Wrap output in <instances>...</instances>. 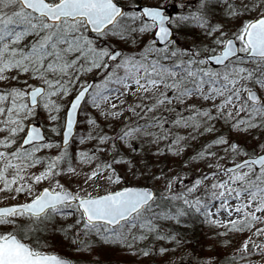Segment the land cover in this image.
I'll list each match as a JSON object with an SVG mask.
<instances>
[{
  "label": "snow or ice",
  "instance_id": "snow-or-ice-1",
  "mask_svg": "<svg viewBox=\"0 0 264 264\" xmlns=\"http://www.w3.org/2000/svg\"><path fill=\"white\" fill-rule=\"evenodd\" d=\"M0 194V264H264V0H0Z\"/></svg>",
  "mask_w": 264,
  "mask_h": 264
},
{
  "label": "rangeland",
  "instance_id": "rangeland-1",
  "mask_svg": "<svg viewBox=\"0 0 264 264\" xmlns=\"http://www.w3.org/2000/svg\"><path fill=\"white\" fill-rule=\"evenodd\" d=\"M156 2H163V0H156ZM167 11L170 14L175 15L176 12L178 11V9L176 7H168ZM177 43L179 45H181V46H184V47L188 46V44L185 41V36L183 34L178 35ZM43 115L44 114L41 113V119L39 121H37L38 124H41V123L44 122L43 121ZM80 119L82 121L83 120V116H81ZM86 128H87V125H84L83 123H81L76 128V134L79 135V134L85 132ZM239 139H240L241 143H244L246 138L241 137ZM88 147H91L90 143L89 144H85V145L73 144L70 147V151H76V150H78V148H88ZM189 151L191 152V149H189ZM188 152L185 153V157L187 156ZM180 164H181L180 160L170 157L169 163H168V167L165 169V171H167L169 168H174V167L175 168H179ZM203 167H204L203 164L195 165L193 167V169L191 170L190 174L197 173L200 170V168H203ZM154 169H153V171H158L157 168L154 167ZM61 182L64 183L66 186L71 187L73 190H75L77 188L78 184L81 185V186H84L83 185V176H81L79 179H77V178L69 179L68 177H62L61 178ZM130 182L135 183L136 181H130ZM139 182L143 183L144 181L141 180ZM22 199H23V197H21V200ZM5 202L12 203V202H15V201H6L4 195L0 194V204H3ZM207 232H208V228L206 226H202V237H203V242L202 243L203 244H207L208 243V241L206 239V236H205V233H207ZM55 239H56V242L61 245L60 250H61L62 254L66 255V256H69V257H73V258H75L77 260L81 259L80 257H76L75 256L72 248L67 244L66 241L63 240V237L57 236ZM188 250H189V247L187 249H185L184 252H186ZM99 252H100V264H150V261L148 259L142 258V259L138 260L134 256L125 254L119 248L101 249V250H99ZM184 252H178L176 255L177 256L183 255ZM211 255H212V253H210L208 251H202V255L201 256H211ZM169 258H173V257L169 256V257H165L164 259H169ZM155 264H162V261H161L160 257L156 258Z\"/></svg>",
  "mask_w": 264,
  "mask_h": 264
},
{
  "label": "trees",
  "instance_id": "trees-1",
  "mask_svg": "<svg viewBox=\"0 0 264 264\" xmlns=\"http://www.w3.org/2000/svg\"><path fill=\"white\" fill-rule=\"evenodd\" d=\"M190 154L191 152L189 151L187 153V156ZM146 159H147L148 164L150 166H153V169H154V166L157 164H159L160 167H163L164 169H166L168 167L170 156L161 157L159 160H156L154 157L149 155ZM202 226L203 225L196 224L194 227H190L187 229H180V231L185 232L188 235V237H190V239L192 240V243L188 245L189 249H196L197 251H199L200 245L203 244L202 243L203 242ZM199 254L202 255V251H200Z\"/></svg>",
  "mask_w": 264,
  "mask_h": 264
}]
</instances>
